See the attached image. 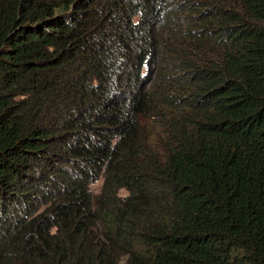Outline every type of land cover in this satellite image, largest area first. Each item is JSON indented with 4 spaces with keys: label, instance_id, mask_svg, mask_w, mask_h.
I'll return each mask as SVG.
<instances>
[{
    "label": "trees",
    "instance_id": "trees-1",
    "mask_svg": "<svg viewBox=\"0 0 264 264\" xmlns=\"http://www.w3.org/2000/svg\"><path fill=\"white\" fill-rule=\"evenodd\" d=\"M0 264H264V0H0Z\"/></svg>",
    "mask_w": 264,
    "mask_h": 264
},
{
    "label": "rangeland",
    "instance_id": "rangeland-1",
    "mask_svg": "<svg viewBox=\"0 0 264 264\" xmlns=\"http://www.w3.org/2000/svg\"><path fill=\"white\" fill-rule=\"evenodd\" d=\"M101 186H102V182H99V183L94 187V189H95L97 192H99L100 189H101Z\"/></svg>",
    "mask_w": 264,
    "mask_h": 264
}]
</instances>
